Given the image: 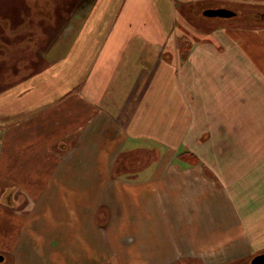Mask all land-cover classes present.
Returning <instances> with one entry per match:
<instances>
[{
    "label": "crops",
    "instance_id": "0c3cea01",
    "mask_svg": "<svg viewBox=\"0 0 264 264\" xmlns=\"http://www.w3.org/2000/svg\"><path fill=\"white\" fill-rule=\"evenodd\" d=\"M52 1H0L1 66L19 40L44 63L0 93V187L41 205L17 233L33 238L32 223L42 224L45 247L32 248V263L182 264L200 254L206 264L228 241L262 238L264 38L220 37L219 47L197 44L182 60L168 0H70L60 11ZM30 31L34 40L23 37ZM154 151L183 162L148 163ZM195 157L206 165L195 167ZM208 173L231 196L237 224L228 226L226 209L217 222L195 209L210 207L194 198ZM64 193L66 206L89 208L57 220L51 198ZM102 206L113 212L98 215Z\"/></svg>",
    "mask_w": 264,
    "mask_h": 264
},
{
    "label": "rangeland",
    "instance_id": "374dc122",
    "mask_svg": "<svg viewBox=\"0 0 264 264\" xmlns=\"http://www.w3.org/2000/svg\"><path fill=\"white\" fill-rule=\"evenodd\" d=\"M3 2V0H0ZM5 1V0H4ZM52 1V0H51ZM56 4L52 1V4L56 7V10L60 11V9H65V6L68 4V1L63 2V0H54ZM60 3H59V2ZM169 3L172 4L173 9H175V36L177 37V46L175 47L180 59L184 60L191 53L193 47L200 43L212 44L216 47H219L218 41L219 38L222 37H243L246 40L245 43H250L251 40H260L264 38V0H168ZM48 0H39V5H46ZM73 2V0H72ZM59 3V4H58ZM52 4H48L52 6ZM57 5V6H56ZM77 5V4H75ZM168 5L167 3L165 6ZM58 7V8H57ZM230 8L236 12V16L230 19L223 18H208L203 15L205 10L211 8ZM35 21H33L34 23ZM36 23V22H35ZM34 27V26H33ZM31 28V26H30ZM24 29H22L23 31ZM48 32V31H47ZM227 32V33H226ZM26 39L34 40L33 32H29L25 36ZM41 38V36H39ZM44 36L42 35V39ZM13 45L8 46L6 57L9 58V61L4 63L2 66L0 64V74L8 73V74H17V78H2L0 79V93L9 90L13 86L23 84L30 80V77L25 76L26 74H37L41 68L44 66V63H34L32 62L33 54L26 56L25 54H30L29 50L17 41L12 42ZM171 49H174L171 48ZM166 55V54H165ZM164 55V57H165ZM32 57V58H31ZM26 60L20 64V67L16 65L19 61ZM29 66H34L35 71L29 72ZM153 156L151 153L148 155L146 160L148 163L150 161H154L159 164V161H162V153L158 151H154ZM149 153V152H148ZM161 154V157L158 155ZM188 160V158H184V161ZM207 160L210 166H219L218 159L211 157ZM125 161V159H124ZM127 161V160H126ZM164 165H168L169 161H174L173 164L176 167L181 165L183 159L180 158H163ZM189 162L191 164L196 165L195 167L206 165L199 159L198 157L190 158ZM154 163V164H156ZM119 164L116 167L118 169ZM173 170V169H172ZM119 173L114 175L115 179H121ZM175 173H171V178ZM202 175V174H201ZM210 181H205L201 179V183H204L205 189H195L194 190V198H199V204H202L201 199H205L204 204L210 203V207L207 205L197 206L195 209L200 212L202 209H208L207 212L210 214L211 220L217 222L218 215L223 214L226 209L227 215V224L233 225L237 224L236 219L234 217V209L233 203L231 202V196L227 194L218 182V174L208 173ZM206 176V174L202 175V177ZM170 178V180H171ZM0 187V256H3L4 259L0 264H16V253L20 251V261L18 264H33L31 257V250L35 248L37 251H42V248L45 247V239H42L41 230H43V226L40 223H32L33 227H30L29 230H35L33 232L32 237H18L17 233L21 234L24 230L22 226L25 227L27 220L31 216L33 212L36 214L39 213L41 209V205H28V194L21 190L10 189L9 185H1ZM164 187V186H163ZM166 192V189L164 190ZM36 194L42 195L44 190H36L34 191ZM182 190L177 192V199H181L183 195H181ZM115 191H104V198L108 196L113 198ZM64 195V196H63ZM58 195V197L51 198L52 201V212L57 220L62 219L63 216H70L83 213L84 208H89L86 205V201L84 204L70 203L73 205L72 207L66 206L67 200L65 199V193ZM69 202V201H68ZM79 202V201H78ZM83 202V201H82ZM226 203V204H225ZM81 205V206H80ZM171 208L182 209L183 206H171ZM188 208V207H187ZM235 208V207H234ZM117 209V207H116ZM196 211V212H197ZM113 212L112 207L111 211L108 207H100L98 215L101 213L111 214ZM18 221L24 222L18 223ZM222 219L220 224L224 227L225 222ZM211 223V222H210ZM100 227H106L108 223L104 220L99 222ZM212 224V223H211ZM23 229V230H22ZM26 229V228H25ZM21 230V232H20ZM55 230H58L56 225ZM56 237L57 234L53 233ZM35 236V237H34ZM228 239H230L228 237ZM54 240H57L54 238ZM59 241V239H58ZM231 243V244H230ZM263 243V244H262ZM230 247L221 254H211L210 260L207 259L206 264H249L250 261L254 258L258 250L264 249V236L262 238H257L251 240L247 238H241L238 241H228V245ZM29 249V250H28ZM16 252V253H15ZM54 256V255H53ZM202 257L200 254H195L194 258L186 259L182 264H205L203 261L198 259L197 257ZM116 260H122V255L116 254ZM226 260V261H225ZM210 261V263H209ZM220 262V263H218Z\"/></svg>",
    "mask_w": 264,
    "mask_h": 264
},
{
    "label": "water",
    "instance_id": "95a60500",
    "mask_svg": "<svg viewBox=\"0 0 264 264\" xmlns=\"http://www.w3.org/2000/svg\"><path fill=\"white\" fill-rule=\"evenodd\" d=\"M204 16L208 18H223V19H230L236 16V13L227 8H214V9H208L204 11ZM4 259L3 256H0V262H2ZM251 264H264V254L257 255L253 258L251 261Z\"/></svg>",
    "mask_w": 264,
    "mask_h": 264
},
{
    "label": "flooded vegetation",
    "instance_id": "af4514ba",
    "mask_svg": "<svg viewBox=\"0 0 264 264\" xmlns=\"http://www.w3.org/2000/svg\"><path fill=\"white\" fill-rule=\"evenodd\" d=\"M249 264H251V261H250V263Z\"/></svg>",
    "mask_w": 264,
    "mask_h": 264
}]
</instances>
